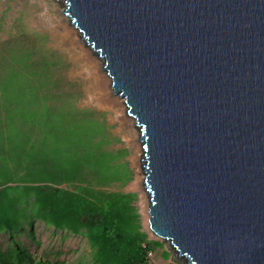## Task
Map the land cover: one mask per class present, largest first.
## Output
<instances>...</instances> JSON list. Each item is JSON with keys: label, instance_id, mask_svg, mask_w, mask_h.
<instances>
[{"label": "water", "instance_id": "95a60500", "mask_svg": "<svg viewBox=\"0 0 264 264\" xmlns=\"http://www.w3.org/2000/svg\"><path fill=\"white\" fill-rule=\"evenodd\" d=\"M139 132L180 264H264V0H58Z\"/></svg>", "mask_w": 264, "mask_h": 264}, {"label": "trees", "instance_id": "16d2710c", "mask_svg": "<svg viewBox=\"0 0 264 264\" xmlns=\"http://www.w3.org/2000/svg\"><path fill=\"white\" fill-rule=\"evenodd\" d=\"M38 60L45 67L38 83L41 103L47 104L39 144L33 136L36 122L30 127L23 119L21 127L28 133L20 141L8 136L5 124L10 109L31 113L36 102L17 103L8 97V86L0 87V234L11 243L0 246V264H65L38 257L15 239L26 235L35 242L36 223L64 236L84 237L90 264H155L152 255L159 249L170 256L162 241L143 230L133 195L121 190L131 181V170L126 149L116 147L119 139L104 114L78 106L74 83L64 91L56 61L48 60L35 39L15 35L0 41V73L11 69L21 80L36 83ZM40 245L35 242L36 248ZM168 260L162 264H180Z\"/></svg>", "mask_w": 264, "mask_h": 264}, {"label": "rangeland", "instance_id": "374dc122", "mask_svg": "<svg viewBox=\"0 0 264 264\" xmlns=\"http://www.w3.org/2000/svg\"><path fill=\"white\" fill-rule=\"evenodd\" d=\"M63 12L64 6L58 0H0V41H8L15 35L35 39L48 60L56 61V73L64 85V91L69 92V89L71 91L70 86L74 83L79 93L76 100L78 106L104 114V119L111 126L112 133L119 139L116 147L126 149L125 160L131 170V181L121 190L133 195L135 209L143 230L148 233L149 238L162 241L163 250L170 254V256L163 255L162 250L159 249L152 255L151 261L155 264L165 263L164 261L168 258V261H177L168 243L149 230V201L143 186L142 149L134 121L126 114L122 99L113 94L110 78L102 70V62L81 41L78 31L69 24ZM36 66L38 82L35 83L33 80L31 83L28 77H23L24 80L23 78L21 80L22 76L14 75L9 69L5 73H0V79H4L3 83L2 80L0 81V87L8 86L10 88L8 97L17 103L21 101L28 104L31 100L36 102L34 105L36 109L31 113L22 107L10 109L9 113L7 112L5 124L8 126V136L12 134L13 140L20 141L27 138L28 133L21 127L23 119L30 122V127L36 122V131L33 136L39 144L41 112L47 104L41 103L42 90L39 85V77L45 67L41 60L37 61ZM32 70L34 71L33 66ZM34 228L35 242L39 241L40 247L36 248L35 242L26 235L15 236V239L27 246L38 257L46 256L65 264L78 260L83 261L84 264H90V250L84 237L64 236L61 232H55L53 228H48L42 223H36ZM9 245H11L10 238L0 234V246L4 249Z\"/></svg>", "mask_w": 264, "mask_h": 264}, {"label": "bare ground", "instance_id": "6f19581e", "mask_svg": "<svg viewBox=\"0 0 264 264\" xmlns=\"http://www.w3.org/2000/svg\"><path fill=\"white\" fill-rule=\"evenodd\" d=\"M64 13V12H63ZM65 16V15H64ZM81 38V37H80ZM82 41V40H81ZM105 72V71H104ZM112 89V88H111ZM140 142V141H139ZM143 186H144V179H143ZM144 189H145V187H144Z\"/></svg>", "mask_w": 264, "mask_h": 264}]
</instances>
